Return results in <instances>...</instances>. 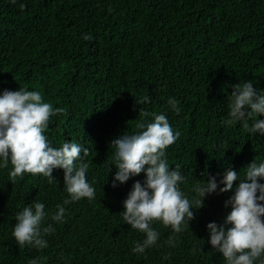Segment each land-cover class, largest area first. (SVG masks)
Instances as JSON below:
<instances>
[{
	"label": "trees",
	"instance_id": "trees-1",
	"mask_svg": "<svg viewBox=\"0 0 264 264\" xmlns=\"http://www.w3.org/2000/svg\"><path fill=\"white\" fill-rule=\"evenodd\" d=\"M246 80L264 90V0H0V90H36L62 109L45 134L57 147L66 139L88 147L96 192L66 205L62 224L45 222L56 228L45 236L47 248L21 246L12 236L16 213L36 198L54 212L68 196L64 173L54 170L59 182L49 185L40 174L11 177L10 162L0 167V264L35 257H46L44 264H224L207 242V224L230 211L231 192L208 196L175 247L166 243L171 228L156 221L158 246L131 251L144 234L120 212L143 173L114 188L110 141L151 121L145 112L164 113L180 132L166 155L187 176L183 191L193 195L196 178L226 167L243 175L248 163L264 161V136L222 121L230 85Z\"/></svg>",
	"mask_w": 264,
	"mask_h": 264
},
{
	"label": "clouds",
	"instance_id": "clouds-1",
	"mask_svg": "<svg viewBox=\"0 0 264 264\" xmlns=\"http://www.w3.org/2000/svg\"><path fill=\"white\" fill-rule=\"evenodd\" d=\"M230 87L228 118L222 123L240 122L250 134L264 136V119L259 118L264 114V90L255 87L252 80ZM142 99L149 101L150 97ZM168 104L174 112L181 111L175 97H170ZM61 111L44 102L39 91L21 86L0 90V167H7L10 162L11 177L40 174L49 185L59 182L53 173L62 169L63 187L68 194L54 212L47 211L46 204L36 198L16 213L12 236L21 246L47 248L49 241L45 236L56 231L54 223L65 221V206L82 198H95L94 182L88 180V147L72 139L57 147L45 134L50 117ZM144 115H151L152 120L140 121L136 131L123 132L110 141L114 149L112 165L116 168L114 188L143 173V180L132 184L120 212L126 224L144 234L131 251L144 254L158 246L160 233L153 227L156 221L171 228L166 243L175 247L177 234L190 226L195 211L205 206L208 196L231 192L224 203L230 211L220 222L207 224V242L222 255L224 264H264V161L254 159L244 167L243 175L226 167L222 174L207 173L206 179L196 178L190 195L181 188L187 183V176L179 166L171 168L166 155V149L175 143L180 132L174 130L164 113ZM49 219L54 223L45 226ZM45 260L46 257H35L30 264H44Z\"/></svg>",
	"mask_w": 264,
	"mask_h": 264
}]
</instances>
